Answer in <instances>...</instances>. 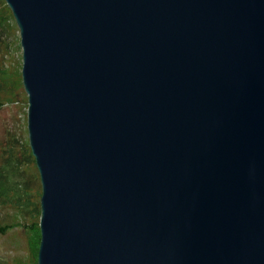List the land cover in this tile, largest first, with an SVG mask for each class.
Here are the masks:
<instances>
[{
	"label": "water",
	"instance_id": "water-1",
	"mask_svg": "<svg viewBox=\"0 0 264 264\" xmlns=\"http://www.w3.org/2000/svg\"><path fill=\"white\" fill-rule=\"evenodd\" d=\"M6 2L38 264H264V0Z\"/></svg>",
	"mask_w": 264,
	"mask_h": 264
},
{
	"label": "trees",
	"instance_id": "trees-1",
	"mask_svg": "<svg viewBox=\"0 0 264 264\" xmlns=\"http://www.w3.org/2000/svg\"><path fill=\"white\" fill-rule=\"evenodd\" d=\"M0 26L9 28L10 19L14 18L11 8L6 0H0ZM12 46L5 45L1 49L0 56V106L16 105L18 101L24 103L26 101V92L22 82V73L20 67L17 68L8 65L5 60ZM18 61V60H17ZM20 64V63H19ZM13 69L9 72V69ZM24 156H19L20 148L9 146L12 158L11 162L0 164V200L11 205L15 209L14 213L6 219L0 221V234H11L12 231H21V234L26 236L25 254L15 256L14 260L18 264H38V250L41 239L40 231V197L41 184H35L31 178H18L15 169L20 165L30 166V169L37 173L35 157L32 154L31 148L26 142ZM15 151V152H14ZM8 160V161H9ZM9 164H12L10 167ZM20 166V167H21ZM10 167V168H9ZM38 180V175L36 176Z\"/></svg>",
	"mask_w": 264,
	"mask_h": 264
},
{
	"label": "rangeland",
	"instance_id": "rangeland-1",
	"mask_svg": "<svg viewBox=\"0 0 264 264\" xmlns=\"http://www.w3.org/2000/svg\"><path fill=\"white\" fill-rule=\"evenodd\" d=\"M0 7H2L1 1ZM10 22L11 24L7 29L6 27L0 26V56L2 55L1 49H3L5 45L12 46L11 50L7 54L5 64L6 66L11 65L15 68H17L16 66L20 67V71L22 73L23 49L20 41V30L15 18L10 19ZM12 70L13 69L10 68L9 72ZM21 102L22 101H18L16 105L13 106H0V164L12 161L9 160V157L12 156L9 146H18L20 148V152L18 153L19 156H24V144L26 142L29 144L27 130V93L26 101L24 103ZM13 157L14 156H12V158ZM23 158L26 157L24 156ZM9 165L10 167L12 166V164ZM20 166L15 169V173L18 178H31V180L35 181L34 185L37 183L41 184L39 170H37V173H34L30 169V166ZM37 175L39 176L38 180L36 177ZM14 211L15 209L12 208L10 204L0 200V221L6 219L14 213ZM25 245H27L26 236L21 234L20 230L17 232L12 231L11 234H0V264H18L15 262L14 258L15 256H22L25 254Z\"/></svg>",
	"mask_w": 264,
	"mask_h": 264
}]
</instances>
